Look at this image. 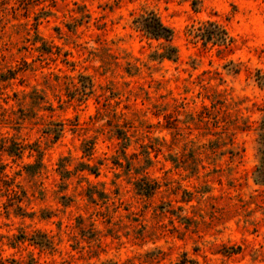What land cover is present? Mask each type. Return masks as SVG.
Masks as SVG:
<instances>
[{"label":"rangeland","instance_id":"rangeland-1","mask_svg":"<svg viewBox=\"0 0 264 264\" xmlns=\"http://www.w3.org/2000/svg\"><path fill=\"white\" fill-rule=\"evenodd\" d=\"M150 10L172 30L175 61L134 25ZM206 22L226 29L231 50L203 42ZM7 70L0 144L40 148L44 167L25 168L37 159L28 148L0 157V264H264V0H0ZM79 75L92 82L81 101ZM58 122L53 140L46 130ZM116 124L130 136L125 159ZM61 158L99 175L61 179ZM141 176L160 185L149 198L133 184ZM85 180L104 197L89 202Z\"/></svg>","mask_w":264,"mask_h":264},{"label":"trees","instance_id":"trees-1","mask_svg":"<svg viewBox=\"0 0 264 264\" xmlns=\"http://www.w3.org/2000/svg\"><path fill=\"white\" fill-rule=\"evenodd\" d=\"M134 25L137 29L143 32V34L153 40H162L165 42L164 45H162V51L157 54V57L159 59H166L175 61L177 57V51L176 48L170 44V40L172 37V30L164 25L160 19V17L155 13L154 11H146L143 14L138 15L133 20ZM207 27H211L212 30L207 31ZM195 33L197 36V28L195 29ZM201 39H203V42L206 43L207 41H211L214 44H217L219 46H222L224 49L231 50V44L232 39L229 37L226 29L215 22H206L205 24H202V26L199 28V34ZM79 77L82 80V87L79 89H76V97L77 100L81 101L85 99V96H87L88 93H91V87L92 82L89 78V76L86 75H79ZM12 78H14V72L11 70H7L6 72H0V82H8ZM256 79L259 82L261 86L264 87V74L260 73L258 70L256 73ZM35 93V91H32ZM15 94V93H14ZM1 95V93H0ZM35 99V98H33ZM38 99H42L41 96H38ZM1 101L5 102V99L0 98V117L1 120L7 121L6 118H4V112L1 105ZM35 101V100H34ZM35 103V102H34ZM39 103H37V110L41 109L42 106H38ZM35 107V106H34ZM49 109V108H48ZM52 111V109H50ZM32 115H35V109H31L28 114H24L22 118L26 117H32ZM17 126H14L16 128H19V122H15ZM53 127L47 128V132L52 135L53 140H57L62 132V123H51ZM114 131L112 136L115 137L117 140L120 141V152L122 154V157L126 158V149L129 146L130 143V136L127 134V130H124L122 126L120 125H114L113 126ZM1 144H0V157L3 153H5L9 157H13L16 159L21 158L23 151L28 148L29 151H36L37 153V159L34 163L25 164V168H34V172L31 175H38L40 174L41 170L43 169V163H42V155L43 152L40 148H36L35 146H31V144H22L18 140L14 139L13 137L9 138L7 136L1 137ZM10 140V144H6V141ZM259 143L261 147L259 146V153L261 155V158L264 160V123L260 125V133H259ZM93 148H94V142L92 140H85L81 144V151L85 156H92L93 154ZM194 153V151H192ZM193 155V154H192ZM194 161L197 160L193 156ZM169 160L174 163L176 166L180 165L181 162H179L176 155H169ZM146 163H150V159L146 158ZM67 160L65 158L59 159L57 170L59 173V176L61 179H69L70 176L74 175L76 170L79 171H87L88 174L93 175L94 177H97L99 175L98 167L96 165L90 166L89 164H82V168L75 169V171L68 170L66 165ZM117 165L121 166L120 162H115ZM129 161H127L126 167H130ZM4 165L2 164L0 160V168L3 169ZM256 171L259 172V180L260 182L264 183V167H261L260 165H257ZM2 171H0V177L3 175ZM4 176V175H3ZM85 179V178H84ZM86 183H88V187L85 191V195L87 197V200L89 202L95 203L94 195H97L99 199H102L105 195L104 192L96 190V186L92 185L89 181L85 180ZM134 186L138 194H141L147 198L153 196L159 189L160 185L158 182H156L153 179H149L147 176H141L137 180L134 181ZM66 185H64V188H61L62 190L66 189ZM186 194H190L189 192H184ZM61 199H68L71 201L69 196H66L63 194L60 196ZM185 200V199H183ZM190 200L186 199L185 201ZM18 209H20V206H17ZM162 208V207H161ZM180 210V208H179ZM169 213L172 210H167ZM82 220L81 218H78V221ZM188 262L189 264H195L192 260H187L186 258L181 259L177 264H186Z\"/></svg>","mask_w":264,"mask_h":264}]
</instances>
